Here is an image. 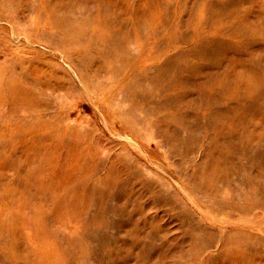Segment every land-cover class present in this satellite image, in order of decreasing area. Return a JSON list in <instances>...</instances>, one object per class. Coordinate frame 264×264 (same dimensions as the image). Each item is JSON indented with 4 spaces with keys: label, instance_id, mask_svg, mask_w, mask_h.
<instances>
[{
    "label": "rangeland",
    "instance_id": "rangeland-1",
    "mask_svg": "<svg viewBox=\"0 0 264 264\" xmlns=\"http://www.w3.org/2000/svg\"><path fill=\"white\" fill-rule=\"evenodd\" d=\"M49 1L0 0V191L40 214L45 264H264L262 0ZM99 13L137 15L150 58L169 64L176 85L161 101L155 87L147 116H123L134 77L96 53ZM250 69L260 85L238 90Z\"/></svg>",
    "mask_w": 264,
    "mask_h": 264
},
{
    "label": "bare ground",
    "instance_id": "bare-ground-1",
    "mask_svg": "<svg viewBox=\"0 0 264 264\" xmlns=\"http://www.w3.org/2000/svg\"><path fill=\"white\" fill-rule=\"evenodd\" d=\"M221 2L225 3L224 0H222ZM48 4L54 6L57 3L49 0H43L41 7L44 8L45 6L46 9L50 8ZM259 4L260 8H262L264 6V0H262ZM157 11H151L152 13L154 12L155 15L153 21L155 23H161L162 17L157 16ZM48 14L55 16L52 12H49ZM100 15L101 13H99L96 17H91L90 19L93 21L90 29H92L96 33V38H98L99 41V45L96 43L94 46V48L99 49L96 53L102 58H104V56L110 57L111 55V62L109 63L113 65L114 63L116 64L117 61H121V65L118 67L121 69L119 75L125 76L127 78L134 77L132 81V85H134L133 97H129L130 100L132 99L133 105L131 104V102H125L127 103V106H125V108L123 109V116H125L128 121L139 119L140 117H142V115L147 116L148 114H150L151 110V106L149 105L148 101L150 100V96L152 95L155 87L161 89L162 91V94L157 97V101H161L164 99L163 88L166 87V85H176V82L172 81L170 74H168L169 64L163 58H150V53L146 48H144V44L141 40V38H143L144 36L148 37V33L146 30L148 28V24L146 23L147 26L145 28L144 23L139 20V17L137 15H134L132 17L129 16L126 21L118 23L122 25L114 24L106 17L101 18ZM84 27L88 26L84 24ZM85 35L86 38L92 36L89 35L88 32H86ZM125 36L129 37L131 40H136L137 43L141 45L140 52L136 53L137 57L135 55H132L130 57H122L120 50L128 48L126 46V43L122 42ZM208 42H211V40H208ZM208 48L212 49L211 45L207 44L206 49ZM213 50L217 52V49ZM249 71H251V69ZM258 79L259 78H256L254 76L253 71H251V73H248L245 77L242 76L239 83H237L238 81H235L234 84L237 88L239 87L240 89L242 87H246L247 89H255V87L259 86L260 82L262 81ZM232 81L223 83L222 81L220 82V80L213 79L208 84V86L213 89H217L219 87L228 88L230 87V84H232ZM234 84H232V87ZM239 88L238 90H240ZM154 111V115H156L157 119H161L164 116L163 114H161L162 110L155 109ZM171 114L173 115L174 119H177V112H172ZM233 124H235V122L226 121L220 124V129L222 128V125H227L228 127H230ZM2 175V172H0V178H2ZM71 179L69 177H67L66 179L65 177V179L62 178L61 182L53 183L57 185V193L60 195V198L65 196L64 191L66 190L67 185L68 183H70ZM8 191L11 190L9 189ZM6 192L7 188L3 186L2 190L0 191V244L2 245L1 251L4 252L8 256L10 261L15 264H45L48 261L50 262L56 248L54 245V239L50 238V236H48L44 231L41 232L39 229L40 226L38 225V222L35 218L40 217V214L34 215V213L30 212V209L27 208L28 204L20 202L19 204L15 205L14 201L10 200V198L6 196ZM9 208L10 210H8V215L6 216L4 212ZM20 225L26 227V237L20 232ZM4 231L7 232V238L5 239V241H2L1 239ZM17 233H19L24 240L18 239ZM30 243L38 248H32Z\"/></svg>",
    "mask_w": 264,
    "mask_h": 264
}]
</instances>
